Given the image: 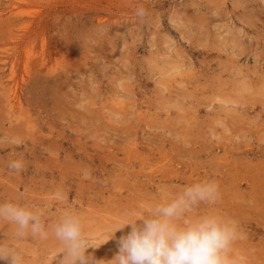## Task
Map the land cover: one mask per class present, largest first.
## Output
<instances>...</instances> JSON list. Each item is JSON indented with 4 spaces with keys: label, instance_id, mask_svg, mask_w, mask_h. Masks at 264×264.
I'll list each match as a JSON object with an SVG mask.
<instances>
[{
    "label": "rangeland",
    "instance_id": "obj_1",
    "mask_svg": "<svg viewBox=\"0 0 264 264\" xmlns=\"http://www.w3.org/2000/svg\"><path fill=\"white\" fill-rule=\"evenodd\" d=\"M207 180L219 199L191 215L235 220L230 255L264 264V0H0V203L48 231L0 221V245L59 264L64 211L98 243ZM128 230L85 255L111 264Z\"/></svg>",
    "mask_w": 264,
    "mask_h": 264
},
{
    "label": "clouds",
    "instance_id": "obj_2",
    "mask_svg": "<svg viewBox=\"0 0 264 264\" xmlns=\"http://www.w3.org/2000/svg\"><path fill=\"white\" fill-rule=\"evenodd\" d=\"M136 15L143 17L144 10L137 9ZM8 167L19 171L22 164L14 160ZM218 199L215 181L192 183L173 198L156 202L147 211L125 214L109 236L98 243L84 237L79 217L66 210L50 227L62 245L59 264H99L102 260L85 255V250L98 248L125 226L129 230L116 241L118 250L107 260L111 264H240L239 259L230 255L233 242L240 238L236 221L214 212L191 215L198 204L214 205ZM0 221L14 225L19 237L31 235L45 239L48 236L40 213L24 204L0 203ZM0 259H7L9 264H22L21 256L5 245H0Z\"/></svg>",
    "mask_w": 264,
    "mask_h": 264
},
{
    "label": "bare ground",
    "instance_id": "obj_3",
    "mask_svg": "<svg viewBox=\"0 0 264 264\" xmlns=\"http://www.w3.org/2000/svg\"><path fill=\"white\" fill-rule=\"evenodd\" d=\"M13 17H14V16H13ZM9 18H10V17H9ZM11 18H12V17H11ZM14 19H15V18H14ZM14 19H13V20H14ZM15 20H17V19H15ZM18 20H19V19H18ZM16 23H17V22H16ZM22 23H23V22L20 21V24H22ZM26 23H28V22H25L24 24H26ZM16 25H17V24H16ZM26 25H28V24H26ZM26 25H25V26H26ZM10 26H11V25H10ZM12 26H13V24H12ZM12 26H11V28H12ZM17 26H18V25H17ZM28 26H29V25H28ZM28 26H26V27H28ZM6 27H7V26H6ZM13 27H14V26H13ZM21 27H23V25H21ZM11 28H10V29H11ZM18 28H20V27H18ZM10 29H9L8 31H11ZM15 29H16V28H15ZM23 29H25V28H23ZM26 29H27V28H26ZM30 29H31V28H30ZM16 30H19V29H16ZM20 30H21V29H20ZM27 30H29V29H27ZM13 31H14V29H13ZM29 31H30V30H29ZM20 32H22V31H20ZM30 32L32 33V30H31ZM10 33H13V32H10ZM18 33H19V31H18ZM26 33H28V32H26ZM14 34H16V33H13L12 38L14 37ZM20 34H21V33H20ZM22 34H23V33H22ZM23 35H24V34H23ZM10 36H11V35H10ZM18 37H19V36H18ZM24 37H25V36H24ZM16 38H17V36H16ZM19 38H20V37H19ZM21 38H22V37H21ZM31 39H32V37H31ZM15 40H16V39H15ZM22 40H23V39H22ZM29 41H30V40H29ZM19 42H20V41H19ZM19 42H18V43H19ZM15 44H16V43H15ZM11 73H12V71H11ZM10 76H12V75H10ZM7 90H8V88H7ZM9 93H10V91H9ZM11 94H12V93H11ZM14 95H15V94H14ZM14 95H13V96H14ZM8 98H9V97H8ZM12 99H13V98H12ZM10 100H11V99H10ZM13 101H15V100H13ZM18 101H19V100H18ZM18 101H16L15 104H17ZM11 105H12V104H11ZM11 108H12V107H11Z\"/></svg>",
    "mask_w": 264,
    "mask_h": 264
}]
</instances>
